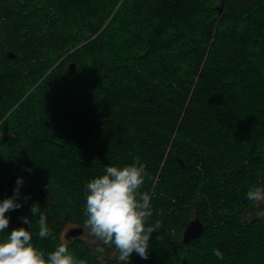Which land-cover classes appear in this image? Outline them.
<instances>
[{
  "label": "trees",
  "instance_id": "trees-1",
  "mask_svg": "<svg viewBox=\"0 0 264 264\" xmlns=\"http://www.w3.org/2000/svg\"><path fill=\"white\" fill-rule=\"evenodd\" d=\"M136 158L160 227L127 264H264V220L246 217L264 185V0H0V199L18 176L27 204L0 235L27 215L53 251L31 205L88 230L87 182ZM195 218L207 228L183 244ZM66 244L121 264L97 237Z\"/></svg>",
  "mask_w": 264,
  "mask_h": 264
},
{
  "label": "clouds",
  "instance_id": "clouds-1",
  "mask_svg": "<svg viewBox=\"0 0 264 264\" xmlns=\"http://www.w3.org/2000/svg\"><path fill=\"white\" fill-rule=\"evenodd\" d=\"M146 175L147 165L136 158L123 166L105 164L103 174L91 178L86 184L84 227L105 244L114 245L121 264H127L134 252L147 258L150 235L160 227L158 220L154 224L148 223L153 215L150 195L146 191L139 192ZM23 183V177H18L13 194L0 199V233L5 232L10 222L5 213L22 207L19 190ZM246 197L260 208L258 215H264V207H260L264 205V185L250 186ZM31 213L33 217L39 214L36 219L38 236L49 237V215L52 213L42 209L38 202L31 205ZM22 220L27 227L13 228L0 235V264H87L64 242L47 254L35 247L29 230L32 218L26 215ZM213 254L218 258L223 256L219 248L213 249Z\"/></svg>",
  "mask_w": 264,
  "mask_h": 264
},
{
  "label": "water",
  "instance_id": "water-1",
  "mask_svg": "<svg viewBox=\"0 0 264 264\" xmlns=\"http://www.w3.org/2000/svg\"><path fill=\"white\" fill-rule=\"evenodd\" d=\"M224 3L221 2L220 6L216 7L217 9V16L219 17L223 11ZM11 57V55H9ZM71 68L74 66L71 65ZM18 176H10V181L8 182V185L11 184V181L16 182ZM9 226V225H8ZM7 226V227H8ZM207 226H204L198 218L193 219L189 224L186 225L183 233H182V243L188 244L191 241L197 240L204 232V229H206ZM82 228H75L69 230L67 233L68 236L71 237H77L82 233Z\"/></svg>",
  "mask_w": 264,
  "mask_h": 264
},
{
  "label": "flooded vegetation",
  "instance_id": "flooded-vegetation-1",
  "mask_svg": "<svg viewBox=\"0 0 264 264\" xmlns=\"http://www.w3.org/2000/svg\"><path fill=\"white\" fill-rule=\"evenodd\" d=\"M49 223H50V226H52V228L57 230L60 242L70 243V242L82 240L81 236L84 234L85 231H83L82 234L77 237H71L67 235L70 229H74L77 227L71 222L69 221L62 222L54 216L51 218L49 217ZM57 225H59L58 228H57Z\"/></svg>",
  "mask_w": 264,
  "mask_h": 264
},
{
  "label": "rangeland",
  "instance_id": "rangeland-1",
  "mask_svg": "<svg viewBox=\"0 0 264 264\" xmlns=\"http://www.w3.org/2000/svg\"><path fill=\"white\" fill-rule=\"evenodd\" d=\"M22 205H23V206H27L26 202H22ZM254 206L256 207V208H255V211H254V212H253V211H249V212H247L246 217H247L248 219H250V218H252V217H258V218L264 220V215H258V211L260 210V208H259L256 204H254ZM260 207H264V205H261ZM22 217H23V216H22ZM21 226H23V227H27L25 224H23V220H22L21 225H19V227H21ZM17 227H18V226H17ZM17 227H16V228H17ZM81 239H82L83 241L89 243V244H90L91 242H93V243L95 242V237L89 232V230H85L84 234L81 236Z\"/></svg>",
  "mask_w": 264,
  "mask_h": 264
}]
</instances>
